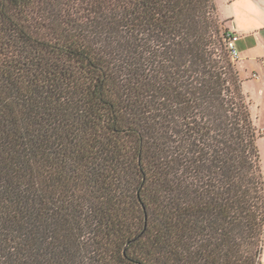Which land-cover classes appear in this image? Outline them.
Listing matches in <instances>:
<instances>
[{
    "label": "trees",
    "instance_id": "16d2710c",
    "mask_svg": "<svg viewBox=\"0 0 264 264\" xmlns=\"http://www.w3.org/2000/svg\"><path fill=\"white\" fill-rule=\"evenodd\" d=\"M227 30L215 0H0V264H261Z\"/></svg>",
    "mask_w": 264,
    "mask_h": 264
},
{
    "label": "crops",
    "instance_id": "0c3cea01",
    "mask_svg": "<svg viewBox=\"0 0 264 264\" xmlns=\"http://www.w3.org/2000/svg\"><path fill=\"white\" fill-rule=\"evenodd\" d=\"M221 1L222 6L220 7L215 0L219 17L224 21V26L227 29L232 30L238 35L236 46L239 57L235 62L239 76L242 79V87L243 85L244 87L247 85L248 90V83L246 81L251 79L254 80L253 82H258L259 91L262 92L264 90L263 80L255 79L251 75L253 72H257L264 77V40H260L256 35L259 31H264V0ZM248 39H250V41ZM243 61H247L252 68L247 78L242 73ZM245 91L244 93L246 94L247 91ZM260 129L263 130L264 125L261 126ZM261 264H264V236L261 251Z\"/></svg>",
    "mask_w": 264,
    "mask_h": 264
},
{
    "label": "rangeland",
    "instance_id": "374dc122",
    "mask_svg": "<svg viewBox=\"0 0 264 264\" xmlns=\"http://www.w3.org/2000/svg\"><path fill=\"white\" fill-rule=\"evenodd\" d=\"M216 2L220 7L222 6L221 0H216ZM256 35L260 38V40L262 41L264 40V31H259L258 33H256ZM248 40L250 41V39ZM248 55H249V52H248ZM242 66H243L242 73L247 78L248 75L251 73L252 68L249 66L247 61H243ZM253 81L254 80H251V79L246 81L248 83V88H249L248 90H247V85H245V87L243 85V87H244V91L245 90L247 91L245 92L248 95V100L250 101V111H251V116L254 121V124L256 125L257 129L262 134V136L258 138V148H259V152L261 156L262 169L264 172V129L263 130L260 129V127L264 125V90L260 92L258 82H253Z\"/></svg>",
    "mask_w": 264,
    "mask_h": 264
},
{
    "label": "built area",
    "instance_id": "2783aa9c",
    "mask_svg": "<svg viewBox=\"0 0 264 264\" xmlns=\"http://www.w3.org/2000/svg\"><path fill=\"white\" fill-rule=\"evenodd\" d=\"M237 39H238V35L236 33H234L232 30L228 29L226 31L225 41H226V45H227V48H228L229 53H230V57L233 60H237L239 57V53H238L237 48H236V40ZM251 76L255 79L263 80V84H264V77L262 75H260L259 73L253 72Z\"/></svg>",
    "mask_w": 264,
    "mask_h": 264
}]
</instances>
